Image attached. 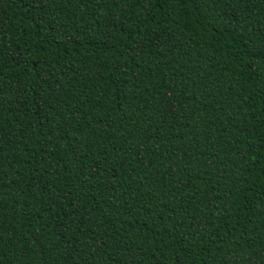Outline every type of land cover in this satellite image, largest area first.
Segmentation results:
<instances>
[{
    "label": "trees",
    "instance_id": "1",
    "mask_svg": "<svg viewBox=\"0 0 264 264\" xmlns=\"http://www.w3.org/2000/svg\"><path fill=\"white\" fill-rule=\"evenodd\" d=\"M0 264H264V0H0Z\"/></svg>",
    "mask_w": 264,
    "mask_h": 264
}]
</instances>
